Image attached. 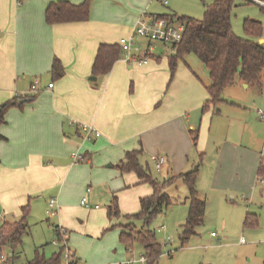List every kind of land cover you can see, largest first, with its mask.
Wrapping results in <instances>:
<instances>
[{"label": "crops", "instance_id": "1", "mask_svg": "<svg viewBox=\"0 0 264 264\" xmlns=\"http://www.w3.org/2000/svg\"><path fill=\"white\" fill-rule=\"evenodd\" d=\"M58 1L73 5L84 2L0 0V105L22 102L6 111L5 123L0 126L4 138L0 141V217L3 223L18 221L20 209L27 203L36 206L44 202L47 209L54 199L57 211L48 217L57 215L60 219L61 210L62 226L57 228L66 232L68 245L72 244L69 229L75 225L69 217L78 194H83L90 206L91 200L107 201L114 195L127 196L134 203L150 196L149 185L135 173L121 174L115 166L126 153L142 149L141 159L148 157L154 165L159 157L165 158L157 173L161 175L162 171L166 178L191 171L199 166L196 162L210 141V119L216 113L213 107L200 113L208 100L207 73L205 83H199L188 72L187 80H180L179 75L184 73L177 64V73L170 82V57L159 58L153 54L154 48L146 64H127L122 54L107 75H92L99 46L118 45L120 39L128 38L140 18L133 12H145L149 2L128 0L124 23L120 21L121 10L111 8L110 0H94L88 21L48 25L45 10ZM96 1L101 4L96 6ZM125 14L123 11L122 16ZM259 42L264 44V27ZM55 60L63 70L60 77L51 74ZM91 77L96 81H89ZM36 80L39 86L33 93L31 86ZM221 107L226 106L220 105L218 114ZM80 126L91 127L100 136L84 141ZM196 129L194 147L191 133ZM221 142L208 189L216 195L227 192V185L220 183L232 161L241 166L239 181L243 190L248 184L243 173L247 162L252 161L257 170L262 158L255 155L248 159V153L229 138ZM73 153L83 161L76 163ZM141 163L147 164L146 160ZM200 187L197 181L198 194L204 198L207 190L202 186L200 192ZM119 207L122 210L120 202Z\"/></svg>", "mask_w": 264, "mask_h": 264}, {"label": "rangeland", "instance_id": "2", "mask_svg": "<svg viewBox=\"0 0 264 264\" xmlns=\"http://www.w3.org/2000/svg\"><path fill=\"white\" fill-rule=\"evenodd\" d=\"M93 1L91 0V3ZM96 2L98 3L96 6L101 4L100 1ZM148 2L150 3L148 7L143 8L145 12L138 13L135 10L133 14H138V17L143 14L146 16L174 14L177 17L202 19L204 6L210 5L213 0H146V4ZM109 6L121 10L120 21L126 22L128 0H119L118 3L110 0ZM234 6L231 26L237 37L245 38L243 21L246 19L260 22L264 27V11L260 6L242 0H235ZM123 11L126 14L122 16ZM129 20L132 23L133 19ZM153 48V54L159 58L173 55L169 47H163L159 43L154 44ZM177 64L184 73L179 75L180 80H187L188 72L199 83L207 81L205 69L194 55L184 56ZM175 70L172 80L175 78L177 68ZM169 80L172 81L170 75ZM222 96L224 98L228 96L227 100L237 106L225 105L226 107H221L219 114L211 116L210 141L201 160L196 162V165H199L198 186H201L199 190L202 192V186L207 190L203 195L206 200L204 223L195 229V235L190 236L185 242L182 241L183 225L189 209L186 200L188 192L180 180L167 183L163 192L170 198L172 204L158 214L148 226V229L154 232L156 242L161 248L157 264H264V187L257 179V170L253 168V162L249 160L243 172L244 178L248 179V184L243 185L245 189L240 190L241 166L232 161L220 183L227 185V192L216 195L208 191L209 180L216 166L214 158L219 155L222 150L221 141L226 138L240 145L248 153V159L254 158L255 155L257 158L260 156L264 158V91L259 93L252 87L244 89L237 83L224 90ZM258 113H261L263 118H260ZM144 160L147 163H143L144 169L146 170L147 165V173L158 183L164 184L171 179L166 178L162 171L161 175L157 173L153 160L145 157L141 162ZM114 196L119 209V216L114 218L107 215V207L113 198L107 201L99 198L89 200L93 208L98 207L91 210L80 205L85 197L83 194H78L74 198L73 206L76 209L74 208L69 220H74L75 225L69 229L72 244L69 242L68 246L79 264H126L144 257V248L137 240L126 246L119 240L120 231L123 229L132 237H138L145 229L147 230L143 222L133 219L140 211L139 200L134 203L127 196L120 198L118 195ZM36 204L33 206L29 203L30 211L26 219L29 226L28 234L15 250L18 258L12 260V251L5 247L3 252L9 260L5 261V258L0 264L25 263L33 259L35 252L44 255L46 259L60 252L62 245L55 236L53 226H62L61 210L58 211L60 219L57 215L52 218L46 214L44 202ZM247 214L250 221L254 220L252 216L256 217L255 225L244 226ZM0 219L1 227L3 219L1 217ZM167 238L170 239L169 242ZM61 256L64 257L62 250Z\"/></svg>", "mask_w": 264, "mask_h": 264}, {"label": "trees", "instance_id": "3", "mask_svg": "<svg viewBox=\"0 0 264 264\" xmlns=\"http://www.w3.org/2000/svg\"><path fill=\"white\" fill-rule=\"evenodd\" d=\"M234 2L235 0H215L210 5H205L202 19L177 17L174 14L155 16L167 22L181 24L184 28L180 42L171 46L173 51V55L169 58L171 80L175 73L177 61L190 54L200 61L208 75L209 83L205 85L208 100L201 107V114L206 113L210 107H213L214 113H217L218 107L222 104L237 106L222 96L224 90L237 83H244L249 87L264 88V44L259 42L262 37V24L250 19L244 20L243 30L245 38L237 37L233 33L231 26V14L235 7ZM90 3L91 0H84L79 5H73L65 1L50 3L45 10V22L48 25L86 22L89 19ZM261 10L264 9L261 8ZM121 55L122 51L119 44L100 45L93 63L92 75H107L113 63ZM62 73L63 70L60 63L55 60L51 74L60 77ZM17 105L18 102L15 100L0 105V126L5 123L4 116L6 111ZM191 136L195 147L198 129L192 132ZM2 140L4 138L0 136V141ZM142 154V149L126 153L124 159L115 168L121 174L135 173L139 180L150 185L152 194L139 199L140 211L133 216L134 220L143 222L147 230L145 229L144 233L138 237H132L127 235L125 229H123L120 232L119 240L125 246L137 240L144 248L145 264H157V260L161 255V248L156 242L154 232L149 230L148 226L158 214L172 204L170 198L163 192L164 186L167 183L171 184L180 180L187 189L188 198L186 200L189 203V209L186 222L183 225V242L187 241L190 236L195 235V229L203 225L206 200L201 198L197 191L198 166H194L191 171L174 176L164 184H160L147 173V166L146 170L144 169V165L140 161ZM202 155L200 158H202ZM256 176L264 187V158L259 160ZM29 211L30 206L27 203L21 207V217L18 221L3 223L0 227V258H6L5 261L9 260L3 252L5 247H9L12 251V260L18 258L15 250L21 245L23 237L28 234L29 226L26 219ZM107 215L109 218L119 216L115 197L107 207ZM252 217L254 220L250 221V216L246 215L244 226H253L257 223L256 217ZM55 230L59 240L58 228L55 227ZM61 250L49 259H46L44 255H40L39 252H35L32 260L22 264H61Z\"/></svg>", "mask_w": 264, "mask_h": 264}, {"label": "built area", "instance_id": "4", "mask_svg": "<svg viewBox=\"0 0 264 264\" xmlns=\"http://www.w3.org/2000/svg\"><path fill=\"white\" fill-rule=\"evenodd\" d=\"M247 2L256 4L264 8V1L262 0H245ZM183 26L174 22H167L163 19H158L155 16H140L137 21L131 35L128 38H122L119 41V46L121 48L123 59L127 64H135L141 66L146 64L148 58L151 56L153 46L156 43L165 45V46H174L179 43L182 39ZM144 42V44H142ZM39 81H34L31 86V91L36 93L38 90ZM52 85L49 84L48 88H51ZM260 118L263 117L261 113H258ZM80 130L83 133V140L90 141L93 137L97 138L100 136V133L95 131L91 127L80 126ZM72 158L76 163H81L83 159L78 156L76 153L72 154ZM165 162V158L159 157L156 160L155 167L159 171ZM89 192V189H87ZM81 205L86 209H91V206L88 204L86 198L81 200ZM95 209L98 207L95 206ZM57 203L54 199H51L48 202V208L46 214L48 216L56 214ZM59 236V242L62 245V251L64 252V257H62L61 264H79L75 259L74 254L70 253L69 247L66 240V232L60 228L57 230ZM214 234H212L213 236ZM170 239L167 238V242ZM242 242V240H241ZM4 258H0V263L3 262ZM138 262L143 264L145 262V257L141 258ZM134 262H128L126 264H133Z\"/></svg>", "mask_w": 264, "mask_h": 264}, {"label": "water", "instance_id": "5", "mask_svg": "<svg viewBox=\"0 0 264 264\" xmlns=\"http://www.w3.org/2000/svg\"><path fill=\"white\" fill-rule=\"evenodd\" d=\"M261 43V42H260ZM89 81H96V77H91L89 78ZM244 88L246 87L245 85L243 86ZM22 102H19L18 104H21Z\"/></svg>", "mask_w": 264, "mask_h": 264}, {"label": "bare ground", "instance_id": "6", "mask_svg": "<svg viewBox=\"0 0 264 264\" xmlns=\"http://www.w3.org/2000/svg\"><path fill=\"white\" fill-rule=\"evenodd\" d=\"M141 258H142V257H141ZM141 258H140V259H141ZM143 258H144V257H143ZM140 259H139V260H140ZM139 260H138V261H139ZM138 261H132V262H134L133 264H135V263H140V262H138ZM77 262H78V261H77ZM145 263H146V260H145V262H144L143 264H145ZM140 264H141V263H140Z\"/></svg>", "mask_w": 264, "mask_h": 264}]
</instances>
